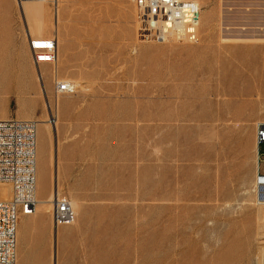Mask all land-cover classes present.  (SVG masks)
Listing matches in <instances>:
<instances>
[{"label": "rangeland", "instance_id": "rangeland-1", "mask_svg": "<svg viewBox=\"0 0 264 264\" xmlns=\"http://www.w3.org/2000/svg\"><path fill=\"white\" fill-rule=\"evenodd\" d=\"M193 1L194 44L139 41L133 0H47L58 60L37 66L25 4L0 0V120L39 122L38 199L57 166L76 209L20 217L27 264H264V41L226 40L264 39V0ZM58 81L72 87L56 97Z\"/></svg>", "mask_w": 264, "mask_h": 264}, {"label": "built area", "instance_id": "built-area-1", "mask_svg": "<svg viewBox=\"0 0 264 264\" xmlns=\"http://www.w3.org/2000/svg\"><path fill=\"white\" fill-rule=\"evenodd\" d=\"M39 1V0H19ZM137 37L143 41L196 43L198 35L190 30L199 24V9L193 0H135ZM29 49L36 65L52 64L57 59V41L48 37H29ZM72 85L55 83V95L66 94ZM54 121V115H51ZM50 122V121H49ZM257 172L254 188L264 203V174L260 162L264 153V124L257 126ZM38 121L9 118L0 120V186L10 188V197L0 199V264H16L17 227L22 215H31L37 206ZM75 210L66 197L52 202L51 217L55 225L69 223Z\"/></svg>", "mask_w": 264, "mask_h": 264}, {"label": "bare ground", "instance_id": "bare-ground-1", "mask_svg": "<svg viewBox=\"0 0 264 264\" xmlns=\"http://www.w3.org/2000/svg\"><path fill=\"white\" fill-rule=\"evenodd\" d=\"M56 1H58V0H56ZM24 2V7L26 8V10H25V13L28 15V17H29V20H30V22L34 25V27L36 28V30H38V31H42V26H43V17H44V14H45V10H46V7L43 5V4H45L46 2H47V0H39V1H23ZM28 2V4H26ZM133 3H134V7H135V10H136V6H135V0H133ZM55 4V3H54ZM59 4V3H58ZM197 4V3H196ZM53 6V5H52ZM197 6H198V4H197ZM56 7H57V4H56ZM222 8V7H221ZM198 9H199V7H198ZM55 12V11H54ZM54 15V14H53ZM55 16V15H54ZM137 16V15H136ZM54 18V17H53ZM200 18H201V14H200V10H199V24H198V26L196 27V28H194V29H192V30H190V32L192 33V34H195V35H198V33H199V28H200ZM54 20V19H53ZM56 22V21H55ZM55 24V23H54ZM47 25V24H46ZM57 26V25H56ZM137 26H138V21H137ZM56 28H58V27H56ZM136 34H137V29H136ZM32 37V36H31ZM33 38H36V37H33ZM53 38H55V37H53ZM56 39V38H55ZM139 39V38H138ZM226 40H234V41H243V40H255V41H264V39L262 38H260V39H258V38H255V39H244V37L243 38H240V36H239V38H232V39H226ZM56 41H57V39H56ZM139 41H141V42H156V41H143V40H139ZM225 41V40H224ZM180 43V42H176V41H174V40H167V41H165V42H158V43ZM246 42V41H245ZM28 47H29V45H28ZM57 48H58V43H57ZM30 50V49H29ZM33 59V58H32ZM57 60H58V56H57V59H56V61L54 62V63H52V64H55L56 62H57ZM33 63H34V61H33ZM35 64V63H34ZM43 64H45V63H43ZM36 65V64H35ZM41 65V64H40ZM37 66H39V65H37ZM1 120H6V119H1ZM50 122L49 123H52L53 124V126L55 125V123H56V120H54V122L53 121H51V120H49ZM42 124L43 125H47L48 124V121L46 122H42ZM259 124H264V123H262V122H259L257 125H256V135H257V126H259ZM48 126V125H47ZM38 130H39V122H38ZM56 132H57V126H56V130H55ZM50 133V127H48V130H47V134H49ZM256 172H257V150H258V148H257V140H256ZM51 159V158H50ZM51 163V162H50ZM51 166V165H50ZM57 166H55V178H54V183H55V190H54V192H53V194H52V191H51V193L49 194V196L47 197V199H45V200H43V199H38V196H37V201H38V203H37V206H38V204H39V202L42 204V205H44V204H46V205H48L49 206V211H51V208H52V202H53V200L56 198V197H59L58 196V194H59V189H58V186H57V183H58V178H57ZM38 180V179H37ZM36 194H37V188H36ZM10 197V196H9ZM8 197V198H9ZM7 198V199H8ZM59 198H61V197H59ZM5 200V199H4ZM71 202V201H70ZM72 203V202H71ZM261 204H263L262 202H261ZM37 206H36V210H37ZM72 206H73V208H74V210H75V216H74V218H73V220L71 221V222H69V223H65V224H70V223H73V221L75 220V217H76V209H75V207H74V203H72ZM44 207V206H43ZM36 210L31 214V215H33L35 212H36ZM46 210V209H45ZM48 210V209H47ZM46 210V211H47ZM44 213V212H43ZM23 216H30V215H23ZM61 225H64V224H61ZM56 226H59V225H56ZM17 229H18V227H17ZM58 234H59V231H57L56 230V237L58 236ZM258 239V238H257ZM255 241V240H254ZM16 263H17V253H16ZM58 263V260H57V255L55 254V258H54V264H57Z\"/></svg>", "mask_w": 264, "mask_h": 264}, {"label": "crops", "instance_id": "crops-1", "mask_svg": "<svg viewBox=\"0 0 264 264\" xmlns=\"http://www.w3.org/2000/svg\"><path fill=\"white\" fill-rule=\"evenodd\" d=\"M23 3H24V2H23ZM25 10H26V8L23 7V14H24V16H27L28 21H29V25H32L31 28H30V26H29V29H30L29 34H31L32 36H33V35H38V36L42 37V36H41V32H42V31H38V30H36V28L34 27V25L30 22L28 15L25 13ZM57 56H58V53H57ZM48 123H49V121H48ZM49 124H50V123H49ZM47 125H48V124H47ZM47 125H43V124H42V126H43V128L46 130V132H47L48 127H49V126H47ZM56 125H57V122L55 123L54 126H56ZM54 126H53V127H54ZM39 131H40V130H38L37 162H38V151H39ZM50 131H51V129H50ZM37 168H38V166H37ZM37 179H38V169H37ZM52 194H53V192H52ZM47 195H48V193H47L46 195L40 197V198H41V199H44ZM9 196H10V195H9ZM22 216H23V215H22ZM18 223H19V222H18ZM36 223H37V220L34 222V224H36ZM28 228H29V226H28V222L25 220L24 223H23L22 225H20V233H19V234H18V229H17V250H18V251H17V257H19V260H17V263H16V264H27L28 259L31 258V257H33V256L35 255L34 253L29 252V251L26 249V247H25V245L27 244V239H28V236H27V234H26L25 231L28 230ZM57 231H58V230H57ZM39 243H40V247H42V248H44V247L46 246V244H45L44 247H43L41 241H40ZM40 258H41V260H40V264H47V263H46L47 261L45 260V258H44L43 255H41ZM53 264H54V263H53Z\"/></svg>", "mask_w": 264, "mask_h": 264}]
</instances>
